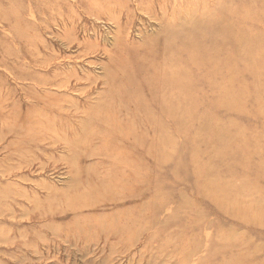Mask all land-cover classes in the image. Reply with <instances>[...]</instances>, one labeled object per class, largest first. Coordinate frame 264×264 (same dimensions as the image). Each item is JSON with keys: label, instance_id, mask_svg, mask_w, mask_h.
<instances>
[{"label": "rangeland", "instance_id": "374dc122", "mask_svg": "<svg viewBox=\"0 0 264 264\" xmlns=\"http://www.w3.org/2000/svg\"><path fill=\"white\" fill-rule=\"evenodd\" d=\"M0 264H264V0H0Z\"/></svg>", "mask_w": 264, "mask_h": 264}, {"label": "bare ground", "instance_id": "6f19581e", "mask_svg": "<svg viewBox=\"0 0 264 264\" xmlns=\"http://www.w3.org/2000/svg\"><path fill=\"white\" fill-rule=\"evenodd\" d=\"M150 40H151V41H156V39H155V40H153L152 38H150ZM153 43H154V42H153ZM109 74H110V73L108 72V77H109ZM226 197H227V196H226V195H224V199H225Z\"/></svg>", "mask_w": 264, "mask_h": 264}]
</instances>
